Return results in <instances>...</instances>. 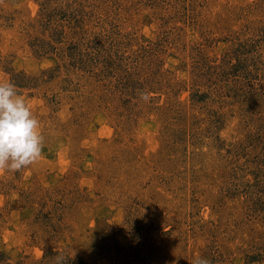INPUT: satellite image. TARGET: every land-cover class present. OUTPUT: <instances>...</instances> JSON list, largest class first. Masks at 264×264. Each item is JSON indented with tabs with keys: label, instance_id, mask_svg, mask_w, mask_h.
<instances>
[{
	"label": "rangeland",
	"instance_id": "374dc122",
	"mask_svg": "<svg viewBox=\"0 0 264 264\" xmlns=\"http://www.w3.org/2000/svg\"><path fill=\"white\" fill-rule=\"evenodd\" d=\"M0 79V264H264V0H0Z\"/></svg>",
	"mask_w": 264,
	"mask_h": 264
},
{
	"label": "clouds",
	"instance_id": "9594fccd",
	"mask_svg": "<svg viewBox=\"0 0 264 264\" xmlns=\"http://www.w3.org/2000/svg\"><path fill=\"white\" fill-rule=\"evenodd\" d=\"M143 95V99H147ZM45 137L41 122L16 85L0 79V174L17 172L37 164L43 156ZM63 254L56 256V264H65ZM193 264H211L207 258L197 257Z\"/></svg>",
	"mask_w": 264,
	"mask_h": 264
}]
</instances>
